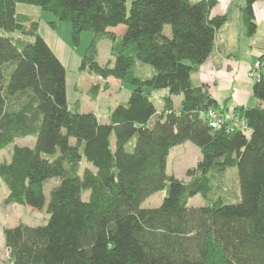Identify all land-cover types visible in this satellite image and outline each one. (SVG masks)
<instances>
[{
	"label": "trees",
	"instance_id": "trees-1",
	"mask_svg": "<svg viewBox=\"0 0 264 264\" xmlns=\"http://www.w3.org/2000/svg\"><path fill=\"white\" fill-rule=\"evenodd\" d=\"M216 2L0 0V150L17 137L35 141L14 144L0 161L4 201L42 208L43 183L59 179L45 223L3 228L10 264H264V72L251 86L254 105L234 107L244 129L230 120L210 126L205 111L220 104L190 80L226 20L211 16ZM255 2L241 7L249 35ZM19 3L49 13L52 26L69 21L75 44L89 30L78 71L132 87L106 122L68 105L65 68ZM99 37L110 40L112 65L96 60ZM155 89L165 90L161 109ZM186 141L201 156L187 181L166 168L170 149ZM230 169L238 188L228 199L214 180ZM163 188L160 205L141 206ZM196 194L203 203L192 206Z\"/></svg>",
	"mask_w": 264,
	"mask_h": 264
},
{
	"label": "rangeland",
	"instance_id": "rangeland-1",
	"mask_svg": "<svg viewBox=\"0 0 264 264\" xmlns=\"http://www.w3.org/2000/svg\"><path fill=\"white\" fill-rule=\"evenodd\" d=\"M16 10H18L19 13H27L30 17L34 16L39 20L38 31L40 37L48 44L51 51L56 54L57 58L65 68V85L68 105L73 108H78L77 110L81 112L93 111L100 121L106 122L108 120L107 115L109 111L116 103L124 101L129 96L132 87L130 85H124L123 82L120 83L111 77L103 80L101 77H97L92 73L78 71L77 67L80 63L79 61L92 39V33L89 30L83 31L79 35V41L75 44L72 41V30L69 21H59L55 19L56 23L52 26V16L33 4L19 3ZM165 26V30L169 31V26ZM97 40V62L104 64L110 61V64L112 65L114 61L112 60L109 50L110 40L104 37H99ZM263 47L264 45L261 46V48ZM261 50L263 51V49ZM262 51L259 49L257 54H260ZM147 66L150 67L149 65ZM250 66L251 67L247 72V77L254 81V79L258 78L260 72H264V60L259 61L257 57L256 61ZM194 81H196V79H194ZM104 82L109 84L107 89H103ZM94 84L98 86L95 96L90 92V87ZM151 92V99L155 104V107L161 109L165 101L163 98L165 90L155 89ZM173 102L175 103V106H178L179 97H173ZM211 109L213 111H218L219 118H225L228 116L230 119L232 117L233 119L230 120L231 126L234 124L235 126L244 129L245 122L239 117V114L234 110V107L230 111L224 109L222 106L211 107ZM207 110L205 111L206 115ZM34 142L32 136L15 138L12 143L0 150V161L9 159V152L14 144L25 146L33 145ZM132 142L133 140L131 143ZM129 146H131V144L128 145V147ZM167 157V174L173 173L178 179L186 181L190 179L187 176V170L193 167L201 158L198 147L188 141L173 146ZM231 172L234 173L235 169H230V172L227 171L223 176L215 177L214 180V182L223 185L224 189L222 194L228 199L236 196L238 188L236 186L235 176H233ZM58 182L59 179L56 177H49V179L45 180L43 183L44 196H46L45 202L42 208L37 209L30 206L5 202L6 187L3 186L0 181V264H10L8 252L3 241V228L16 225L19 222H24L28 225H40L45 223L48 219L45 210L49 199V190L54 185H57ZM87 193L88 192L83 193L82 197L87 198ZM165 194V188L159 189V191L154 192L149 195V197L145 198L142 201L141 206L147 208L158 206ZM202 203L199 194L190 198V205L192 206L201 205Z\"/></svg>",
	"mask_w": 264,
	"mask_h": 264
},
{
	"label": "crops",
	"instance_id": "crops-1",
	"mask_svg": "<svg viewBox=\"0 0 264 264\" xmlns=\"http://www.w3.org/2000/svg\"><path fill=\"white\" fill-rule=\"evenodd\" d=\"M216 1L210 9L211 16L223 14L226 20L215 31L213 50L198 70L191 73L190 80L195 85L204 84L220 107L230 111L235 106L256 102L251 88L253 80L247 77V72L258 57V50L264 48H261L264 45V0H256L253 5L257 26L251 35L246 33L242 19L241 7L246 0Z\"/></svg>",
	"mask_w": 264,
	"mask_h": 264
},
{
	"label": "built area",
	"instance_id": "built-area-1",
	"mask_svg": "<svg viewBox=\"0 0 264 264\" xmlns=\"http://www.w3.org/2000/svg\"><path fill=\"white\" fill-rule=\"evenodd\" d=\"M207 121L209 123L210 126L213 127H218L222 124L223 120H231L233 119L232 117L229 119V117H225V118H219V113L218 111H213L212 109L207 110ZM245 126V125H244ZM245 128V127H244Z\"/></svg>",
	"mask_w": 264,
	"mask_h": 264
}]
</instances>
